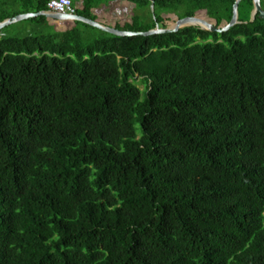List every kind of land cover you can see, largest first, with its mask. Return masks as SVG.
Returning a JSON list of instances; mask_svg holds the SVG:
<instances>
[{
    "label": "trees",
    "instance_id": "1",
    "mask_svg": "<svg viewBox=\"0 0 264 264\" xmlns=\"http://www.w3.org/2000/svg\"><path fill=\"white\" fill-rule=\"evenodd\" d=\"M52 0H0V23ZM100 23L111 0H70ZM147 32L235 0H121ZM261 7L264 10V0ZM154 9L151 12V4ZM117 37L0 31V264H264V19ZM137 83L144 85L141 90Z\"/></svg>",
    "mask_w": 264,
    "mask_h": 264
},
{
    "label": "water",
    "instance_id": "2",
    "mask_svg": "<svg viewBox=\"0 0 264 264\" xmlns=\"http://www.w3.org/2000/svg\"><path fill=\"white\" fill-rule=\"evenodd\" d=\"M242 0H235V3L233 5V15L231 21L223 28H217L214 25L198 18L194 17H187L184 19H180L177 21L174 25L167 27L165 29L160 28L158 25L147 32H128V31H120L117 30L113 27L106 26L104 24L98 23L96 21L86 19L84 17L78 16V15H66V14H58V13H53V12H40V13H28V14H21L13 18L6 19L0 23V31L3 30L4 28L18 23L22 22L24 20L36 18L39 16H45L47 18H51L57 21H71V22H81L84 24H87L91 27H94L98 30H101L103 32H106L108 34L117 36V37H134V36H153V35H162V34H171V33H176L179 30L186 28V27H197L200 28L203 31H207L210 33H218L222 34L227 32L230 28L240 24L241 22L239 21V14H238V8L239 4L241 3ZM154 9V4H151V10L153 11ZM260 19H264V10L261 7V1L260 0H253V10L251 12L250 20L249 22H253L256 18V16Z\"/></svg>",
    "mask_w": 264,
    "mask_h": 264
},
{
    "label": "rangeland",
    "instance_id": "3",
    "mask_svg": "<svg viewBox=\"0 0 264 264\" xmlns=\"http://www.w3.org/2000/svg\"><path fill=\"white\" fill-rule=\"evenodd\" d=\"M151 10V8H150ZM152 12V10H151ZM95 16L101 24L113 27L119 23L129 21L133 16L142 15L148 13V10H141L138 6L129 3L127 1L121 0H111L108 2H103L97 10H95ZM251 16V14H250ZM18 22L10 25L11 28L8 29L9 36H24L26 31L29 30L25 24ZM174 25V24H172ZM170 25V26H172ZM169 26V27H170ZM138 87L143 90L144 85L137 83Z\"/></svg>",
    "mask_w": 264,
    "mask_h": 264
},
{
    "label": "built area",
    "instance_id": "4",
    "mask_svg": "<svg viewBox=\"0 0 264 264\" xmlns=\"http://www.w3.org/2000/svg\"><path fill=\"white\" fill-rule=\"evenodd\" d=\"M50 12L66 15H76L75 8L70 0H52L48 4Z\"/></svg>",
    "mask_w": 264,
    "mask_h": 264
}]
</instances>
